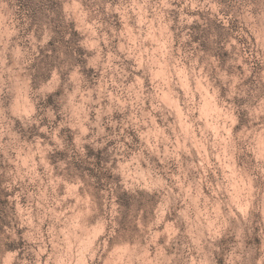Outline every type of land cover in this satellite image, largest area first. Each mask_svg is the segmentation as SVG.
Instances as JSON below:
<instances>
[{
	"label": "rangeland",
	"instance_id": "rangeland-1",
	"mask_svg": "<svg viewBox=\"0 0 264 264\" xmlns=\"http://www.w3.org/2000/svg\"><path fill=\"white\" fill-rule=\"evenodd\" d=\"M0 264H264V0H0Z\"/></svg>",
	"mask_w": 264,
	"mask_h": 264
},
{
	"label": "bare ground",
	"instance_id": "bare-ground-1",
	"mask_svg": "<svg viewBox=\"0 0 264 264\" xmlns=\"http://www.w3.org/2000/svg\"><path fill=\"white\" fill-rule=\"evenodd\" d=\"M157 68V67H156ZM164 77V76H163ZM182 79V78H181ZM184 82V81H183Z\"/></svg>",
	"mask_w": 264,
	"mask_h": 264
}]
</instances>
